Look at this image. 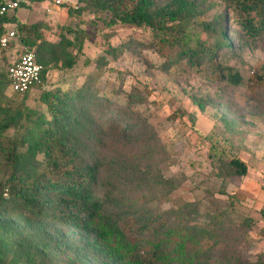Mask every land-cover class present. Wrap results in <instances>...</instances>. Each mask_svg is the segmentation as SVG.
<instances>
[{
	"label": "trees",
	"instance_id": "16d2710c",
	"mask_svg": "<svg viewBox=\"0 0 264 264\" xmlns=\"http://www.w3.org/2000/svg\"><path fill=\"white\" fill-rule=\"evenodd\" d=\"M78 1L81 7L68 8L71 19L88 12L109 28L150 33L151 41L143 46L162 59L163 71L191 72L227 90L244 87L252 96L264 94V64L248 78L230 65L242 60L246 50L264 46V0ZM216 2L219 9L210 14ZM9 16H0V38L16 20ZM15 32L8 48L0 46V54L15 48L16 55L7 68L0 65V264H189L200 257L197 246L204 233L196 236L187 227H173L170 218L159 219L153 211L143 219L147 195L142 188H149L153 179L149 162L165 150L135 110L134 94L116 104L98 99L95 85L87 81L73 89L42 92L39 106L29 107L33 92L47 78L48 43L41 23H19ZM57 45L64 51L63 66L72 70L77 60L68 50L82 52L84 41L61 35ZM27 52L43 67L42 84L19 94L11 89L9 71ZM106 53L115 58L123 48L110 46ZM2 61L7 62L5 55ZM106 61L97 60L96 68ZM8 89L15 102L5 97ZM210 98L191 99L204 112ZM217 103L214 108L222 107ZM218 112L223 124L236 131L228 112L223 107ZM212 152L221 174L246 178L245 161L217 152L215 145ZM107 161L114 162L115 173L105 180ZM23 213L72 230L78 237L74 258H64L63 249L43 230L13 223ZM245 223L249 228L254 224L250 219ZM226 264H242V256L236 254ZM254 264H264V254Z\"/></svg>",
	"mask_w": 264,
	"mask_h": 264
},
{
	"label": "rangeland",
	"instance_id": "374dc122",
	"mask_svg": "<svg viewBox=\"0 0 264 264\" xmlns=\"http://www.w3.org/2000/svg\"><path fill=\"white\" fill-rule=\"evenodd\" d=\"M70 1L60 10L48 11L46 3H37L9 16H15L16 20L6 25V31H16L19 23H41V33L48 43L46 81L33 92L27 105L37 108V98L42 92L73 89L87 81L95 85L98 99L116 104H125L126 95L134 94L135 110L149 123V135L156 136L165 150L149 162L153 179L149 188H142L147 195L143 219L149 218L153 211L159 219L170 218L173 227H187L196 236L204 233V241L197 246L200 257L189 264H226L236 254L242 256V264H254L264 254L261 215L264 210V94L252 96L244 87L227 90L191 72L163 71L162 59L143 46L151 41L150 33L124 26L109 28L88 12L71 19L68 8L76 9L82 4L78 0ZM61 35L84 41L82 52L78 53L76 48L68 50L77 60L72 70L63 66L64 51L57 45ZM110 46L123 48V53L112 58L106 53ZM102 57L107 63L96 68V61ZM15 58V48L4 51L0 54V65L7 68ZM87 60L89 64H85ZM263 64L264 46L256 51L246 50L242 60L230 61L244 78ZM208 95L212 103L201 112L191 98ZM13 96L8 89L5 97L15 102ZM215 103L228 112L232 124L237 125L236 131L232 133L223 124L218 112L222 107L214 108ZM212 145L217 152L245 161L246 178L240 180L221 174L214 153L210 154ZM113 169L114 162L104 164L105 180L114 175ZM136 179L133 177L132 181ZM247 219L254 222L250 228L245 223ZM13 223L19 227L27 223L32 229L43 230L46 237L63 249L64 258L76 255L73 250L78 237L58 222L23 213ZM145 236L150 238V234ZM21 254L25 255L26 251Z\"/></svg>",
	"mask_w": 264,
	"mask_h": 264
},
{
	"label": "built area",
	"instance_id": "2783aa9c",
	"mask_svg": "<svg viewBox=\"0 0 264 264\" xmlns=\"http://www.w3.org/2000/svg\"><path fill=\"white\" fill-rule=\"evenodd\" d=\"M46 3L48 11L51 9H62L71 3L70 0H1L0 16L12 15L23 5H34ZM16 38L15 30H5L0 38V46L6 49ZM42 66L37 62L34 53L27 52L20 56L18 62L11 67L9 78L11 89L15 93L24 94L35 86L42 84ZM6 195V194H5Z\"/></svg>",
	"mask_w": 264,
	"mask_h": 264
}]
</instances>
